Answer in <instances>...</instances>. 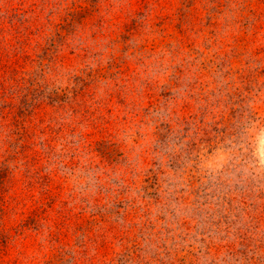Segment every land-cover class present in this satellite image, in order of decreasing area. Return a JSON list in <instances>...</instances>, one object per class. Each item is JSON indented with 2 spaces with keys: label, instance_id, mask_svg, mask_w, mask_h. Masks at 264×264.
<instances>
[{
  "label": "rangeland",
  "instance_id": "374dc122",
  "mask_svg": "<svg viewBox=\"0 0 264 264\" xmlns=\"http://www.w3.org/2000/svg\"><path fill=\"white\" fill-rule=\"evenodd\" d=\"M0 264H264V0H0Z\"/></svg>",
  "mask_w": 264,
  "mask_h": 264
}]
</instances>
